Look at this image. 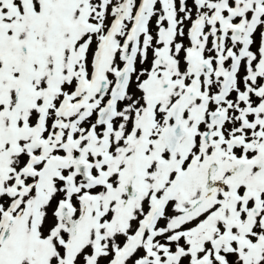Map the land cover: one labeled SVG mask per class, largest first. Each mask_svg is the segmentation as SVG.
Instances as JSON below:
<instances>
[{
	"label": "snow or ice",
	"instance_id": "snow-or-ice-1",
	"mask_svg": "<svg viewBox=\"0 0 264 264\" xmlns=\"http://www.w3.org/2000/svg\"><path fill=\"white\" fill-rule=\"evenodd\" d=\"M0 264H264V0H0Z\"/></svg>",
	"mask_w": 264,
	"mask_h": 264
}]
</instances>
